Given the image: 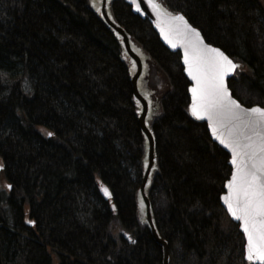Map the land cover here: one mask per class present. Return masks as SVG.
Wrapping results in <instances>:
<instances>
[{
	"label": "trees",
	"instance_id": "obj_1",
	"mask_svg": "<svg viewBox=\"0 0 264 264\" xmlns=\"http://www.w3.org/2000/svg\"><path fill=\"white\" fill-rule=\"evenodd\" d=\"M158 1L238 66L232 96L264 107V0ZM90 2L0 0V264H163L138 205L146 140L130 59ZM109 11L145 55L146 194L169 264H247L221 205L230 157L190 114L180 54L124 0Z\"/></svg>",
	"mask_w": 264,
	"mask_h": 264
},
{
	"label": "snow or ice",
	"instance_id": "obj_2",
	"mask_svg": "<svg viewBox=\"0 0 264 264\" xmlns=\"http://www.w3.org/2000/svg\"><path fill=\"white\" fill-rule=\"evenodd\" d=\"M148 3L161 18V33L168 43L175 48L179 40L184 47L185 71L195 82L190 89L191 114L207 117L214 136L232 152L228 194L222 199L240 221L247 240L246 259L264 264V107L243 108L225 87V76L237 65L221 49L205 44L182 15L163 12L153 0ZM225 127L227 137L220 131ZM102 191L109 195L107 188Z\"/></svg>",
	"mask_w": 264,
	"mask_h": 264
},
{
	"label": "water",
	"instance_id": "obj_3",
	"mask_svg": "<svg viewBox=\"0 0 264 264\" xmlns=\"http://www.w3.org/2000/svg\"><path fill=\"white\" fill-rule=\"evenodd\" d=\"M110 1L111 0H91L90 3H91L92 8H94L100 12L99 14H100L101 18L104 20L106 25L114 32L116 37L120 40L124 54L126 56H128L130 59L131 69L133 71L132 87H133L134 98L139 103V105L142 107V110L140 111V119H139L140 124L139 125H140L141 132L143 133L145 140H146V158L144 161L145 175H144V181L142 184V188L138 194V205L140 208V212L143 213L145 218H146V221H147V224L150 228L153 239L156 241V243L158 245H160L163 248V264H169L168 243L166 241H164L158 235V233L156 231L154 222L152 220L151 204H150V201H149L147 194H146V190L149 186V177H150L151 171L153 169V164L155 162V158H154V152H153L154 140H153L151 131H150L149 126H148L150 103H149L148 99L145 98L144 94H142V92L140 91V86H139V81H140L141 77L143 76L144 69L146 68L145 58L142 55L141 50L138 49L133 44V42L130 39V36L126 33V31L123 28H121L111 17L110 11H109ZM125 1L131 6L132 12L135 16H138L142 20H147L150 23L151 27L153 28V30L155 31V33L159 37L160 41L167 48H169L173 52L180 54L182 66L184 68V75L189 80V82L191 84V86L189 88V99H190V106H191V104L193 102V97H192V93H191L190 89L194 86L195 82L188 75L187 71H185L186 65L184 64V47L179 42V40L176 41V47L175 48H173L168 43V41L165 39L164 35L161 33L162 20L160 17L157 16L156 12L153 11V8L148 3V0H135V3H133V0H125ZM153 2L158 4L163 12L171 13L173 16L181 15V14H174V13L170 12L158 0H153ZM138 8H139V10H137ZM185 20L188 22V24L191 27L195 28L189 22V20L187 18H185ZM197 31H199V30L197 29ZM201 37L203 38L204 43L208 44L205 41L202 34H201ZM212 47H214V46H212ZM235 69L225 76V87H227V88H228V81L232 78V76L235 72ZM228 90H229V88H228ZM143 92L146 93V91H143ZM229 93L232 96L230 90H229ZM232 98L235 99L233 96H232ZM235 100H237V99H235ZM237 102L240 103L238 100H237ZM241 106L243 108H251V107H246L243 104H241ZM252 107H260V106H252ZM189 111H190V107H189ZM190 114H191V111H190ZM191 116L194 117L192 114H191ZM194 118L197 119L196 117H194ZM197 120L206 125V128H207V131H208V134H209L211 141L214 144L218 145L224 152H226L229 155V157H230L229 167L231 169V174L229 177V180H230L231 175H232V169H233V165L231 163V160H232L231 150L229 148L225 147L224 144H221L220 140L217 139L216 136H214L212 129L209 127V121H208L207 117L197 119ZM220 131L223 132L225 137L228 136V130L226 127L221 128ZM227 182H226V184H227ZM227 194H228V189L226 187H224V194L222 195V197L226 196ZM222 197H221V205H222L224 211L226 212V214L228 215V217L230 218V220L239 226V230L244 237L245 245H246L247 240H246L245 234H244V232L240 226V221L235 219L228 212L227 206L225 205ZM107 198H109V195H106V199ZM244 253H245V260H246L247 264H258V262H250L246 259L245 247H244Z\"/></svg>",
	"mask_w": 264,
	"mask_h": 264
},
{
	"label": "rangeland",
	"instance_id": "obj_4",
	"mask_svg": "<svg viewBox=\"0 0 264 264\" xmlns=\"http://www.w3.org/2000/svg\"><path fill=\"white\" fill-rule=\"evenodd\" d=\"M110 4V3H109ZM142 55L144 56V58H145V55L142 53ZM142 79V78H141ZM139 86H140V82H139ZM142 94H145L144 92H143V90H142ZM145 97H146V94H145ZM254 104V103H253ZM168 255H169V248H168ZM54 262H56L57 261V259H56V257H54Z\"/></svg>",
	"mask_w": 264,
	"mask_h": 264
}]
</instances>
